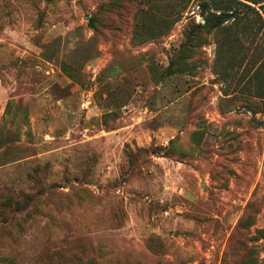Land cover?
I'll return each instance as SVG.
<instances>
[{
  "label": "rangeland",
  "instance_id": "1",
  "mask_svg": "<svg viewBox=\"0 0 264 264\" xmlns=\"http://www.w3.org/2000/svg\"><path fill=\"white\" fill-rule=\"evenodd\" d=\"M201 1L0 0V264H264V35Z\"/></svg>",
  "mask_w": 264,
  "mask_h": 264
},
{
  "label": "trees",
  "instance_id": "2",
  "mask_svg": "<svg viewBox=\"0 0 264 264\" xmlns=\"http://www.w3.org/2000/svg\"><path fill=\"white\" fill-rule=\"evenodd\" d=\"M199 6L202 16L205 18V23L196 24L197 29L193 37H199V33L203 31H213L215 37H217V62L220 59H224V57L231 56L229 65L232 67H242L244 56L240 57L238 62H235L236 56L231 54V45L233 41H238L240 36L250 37L254 41L258 36L264 35V0H210L201 1ZM226 30L229 34L222 36V32ZM189 47V45H183V47L175 51V56L171 58V66L174 64L176 58L189 50ZM262 65L263 63L260 64V67ZM261 71L260 69H256L253 73L256 78L252 79L258 82V90L254 96L264 103V76L260 75L262 74ZM223 77L224 81H227L229 78L226 68L225 76L223 75ZM262 106L258 113L264 114V104Z\"/></svg>",
  "mask_w": 264,
  "mask_h": 264
}]
</instances>
